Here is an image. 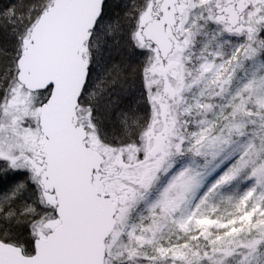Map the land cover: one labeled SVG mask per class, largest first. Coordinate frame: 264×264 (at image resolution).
Instances as JSON below:
<instances>
[{
	"label": "snow or ice",
	"instance_id": "1",
	"mask_svg": "<svg viewBox=\"0 0 264 264\" xmlns=\"http://www.w3.org/2000/svg\"><path fill=\"white\" fill-rule=\"evenodd\" d=\"M0 264H264V0H0Z\"/></svg>",
	"mask_w": 264,
	"mask_h": 264
}]
</instances>
